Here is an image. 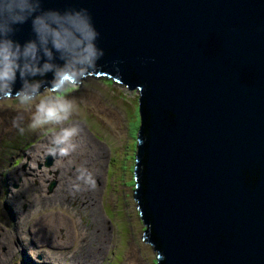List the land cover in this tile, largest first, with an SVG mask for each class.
<instances>
[{
    "label": "water",
    "instance_id": "1",
    "mask_svg": "<svg viewBox=\"0 0 264 264\" xmlns=\"http://www.w3.org/2000/svg\"><path fill=\"white\" fill-rule=\"evenodd\" d=\"M82 9L104 52L86 76L138 92L133 198L156 264H264V0H41L40 10ZM14 29L21 45L36 39L31 18ZM21 86L18 75L12 94Z\"/></svg>",
    "mask_w": 264,
    "mask_h": 264
},
{
    "label": "rangeland",
    "instance_id": "2",
    "mask_svg": "<svg viewBox=\"0 0 264 264\" xmlns=\"http://www.w3.org/2000/svg\"><path fill=\"white\" fill-rule=\"evenodd\" d=\"M63 95L75 101L73 116L61 125L36 130L29 127L34 109L14 97L0 98V264H74L71 258L77 263L125 264L131 253L138 264H156L157 251L143 238L145 226L133 198L138 92L92 76L65 89ZM61 127L78 129L73 137L76 149L67 157H53L48 149ZM92 151L88 157L86 153ZM55 166L58 169H52ZM69 167H84L91 173L95 190L86 195L93 198V207L69 189L79 183L78 170L64 174ZM58 177L64 178L63 187ZM13 210L22 215L15 218ZM93 210L98 224L92 223ZM50 219L48 230L57 229L55 233L47 232L46 239L36 237L33 225ZM66 223L69 241L62 228ZM57 242L65 249H53ZM94 250H101V256Z\"/></svg>",
    "mask_w": 264,
    "mask_h": 264
},
{
    "label": "clouds",
    "instance_id": "3",
    "mask_svg": "<svg viewBox=\"0 0 264 264\" xmlns=\"http://www.w3.org/2000/svg\"><path fill=\"white\" fill-rule=\"evenodd\" d=\"M40 9L41 0H0V98L14 97L21 105L34 109L29 125L32 130L50 124L61 125L73 116L75 101L63 95L64 90L80 84L104 55L103 49L95 43L98 33L86 10L62 14ZM29 18L36 39L21 45L10 35L15 25ZM57 59L63 64L56 63ZM48 73L53 76L48 82L50 86L41 91L45 83L43 78ZM18 75L22 86L13 95ZM77 133L76 127H61L51 141L48 154L69 156L76 149L73 137ZM77 180L90 186L95 183L84 167L78 169Z\"/></svg>",
    "mask_w": 264,
    "mask_h": 264
},
{
    "label": "bare ground",
    "instance_id": "4",
    "mask_svg": "<svg viewBox=\"0 0 264 264\" xmlns=\"http://www.w3.org/2000/svg\"><path fill=\"white\" fill-rule=\"evenodd\" d=\"M92 76H94V77H100V78H104L105 80H107L109 77H110V79H111V82L113 81V82H115V83H121L119 80H117L116 78H114V77H111V76H108V75H104V74H97V75H91V76H89V75H87L86 77H92ZM85 78V77H84ZM108 81V80H107ZM102 109H104V107L102 108ZM108 114L113 118V121H114V123H117V121H116V118H115V115L114 114H112L111 112H108ZM137 134H138V132H137ZM137 140V139H136ZM41 148H42V150H43V152H44V146L43 145H41ZM136 151H137V141H136ZM87 154V156L88 157H92L93 156V154H94V152L92 151V152H90V153H86ZM60 157V156H59ZM135 159H136V152H135ZM67 161H65V163H66ZM135 165V164H134ZM52 169H58V167L57 166H55V167H53ZM79 168L78 167H75V168H67V169H64L63 170V172H64V174L66 175L68 172H70V171H77ZM94 174H95V172H93ZM59 178V185L61 186V187H63L64 186V178L63 177H58ZM21 180H22V178H20ZM133 180H134V177H133ZM134 182H135V180H134ZM77 185H78V187H77ZM76 186H70L69 187V189H71V190H73L74 192H75V194L78 196V198H82V199H84L83 200V202L84 203H87L88 205H92V207H93V205H95V204H93L92 202H93V198H91V197H88L87 195H86V193L88 192V190L90 189V190H95L94 188H93V186H89V185H86V184H84L82 181H79V183L77 184ZM134 187H135V183H134ZM51 189V188H50ZM63 190V189H62ZM65 190H67L66 188H65ZM134 190H135V188H134ZM22 199L24 200V198H23V196H22ZM87 205V206H88ZM21 206H22V204H21ZM13 213H14V215H15V218H19L20 217V215H22V212L21 211H19V210H13ZM92 215H93V217H94V219H93V222L92 223H96V224H98V222H99V217H98V215H97V213L93 210V212H92ZM52 219V218H51ZM51 219L50 220H48L46 223H37V224H34L33 225V229H34V234L36 235V237H41V238H45L46 239V233L48 232V233H50V234H53V233H55V231L57 230H55V231H51V230H48L49 228H50V221H51ZM80 219L82 220V217L80 216ZM61 220H62V217H61ZM55 225H58V223L56 222L53 226H55ZM63 228V230H64V232H65V234H66V240L67 241H69V230H68V226H67V223H66V226H64V227H62ZM59 229V228H58ZM99 232L100 233H102L103 231L101 230V229H99ZM28 233L29 234H31V230L30 229H28ZM84 234V232L83 233H80V235H79V237H78V239H81L82 238V235ZM74 235V232H72V236ZM16 236H17V241H22L21 240V238H20V235L18 234V233H16ZM55 238L56 237H54V240H55ZM20 243H22V242H20ZM57 244L58 245H56V246H51L53 249H65V246H63V245H61V244H59L58 242H57ZM80 246V245H79ZM152 246V245H151ZM23 251H24V253H25V255H27V258L28 259H32V257H31V255L27 252V250H26V248H23L22 249ZM95 252H97L100 256H101V250H94ZM94 251H91L90 252V256H93L94 254H95V252ZM50 254H52V253H50ZM61 254V253H60ZM59 254V255H60ZM104 255V254H103ZM42 258V257H41ZM72 259V261H73V263L74 264H87V263H85V261H83L82 263H77L76 262V260H75V258H71ZM125 264H138V262H137V258H136V255L134 254V253H131L128 257H127V259H126V262H125Z\"/></svg>",
    "mask_w": 264,
    "mask_h": 264
},
{
    "label": "trees",
    "instance_id": "5",
    "mask_svg": "<svg viewBox=\"0 0 264 264\" xmlns=\"http://www.w3.org/2000/svg\"><path fill=\"white\" fill-rule=\"evenodd\" d=\"M107 80L111 81L110 77Z\"/></svg>",
    "mask_w": 264,
    "mask_h": 264
}]
</instances>
